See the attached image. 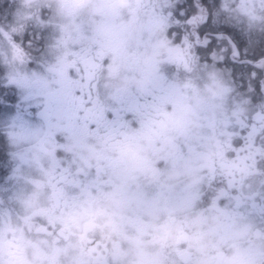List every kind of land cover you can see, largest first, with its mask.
Returning <instances> with one entry per match:
<instances>
[{"label": "flooded vegetation", "instance_id": "af4514ba", "mask_svg": "<svg viewBox=\"0 0 264 264\" xmlns=\"http://www.w3.org/2000/svg\"><path fill=\"white\" fill-rule=\"evenodd\" d=\"M42 2L69 30L92 20L123 32L100 42L108 64L92 104L66 112L37 143L13 136L27 183L17 214H0V264H264V224L233 207L232 189L247 192L248 170L224 167L227 78L183 70L186 53L152 13L167 0H74L70 12L64 0ZM150 89L174 97L153 115L152 131L137 121L124 143L80 134L81 121L102 124L120 96ZM213 166L221 184L206 196ZM97 182L102 193L85 191Z\"/></svg>", "mask_w": 264, "mask_h": 264}, {"label": "snow or ice", "instance_id": "6c2138e0", "mask_svg": "<svg viewBox=\"0 0 264 264\" xmlns=\"http://www.w3.org/2000/svg\"><path fill=\"white\" fill-rule=\"evenodd\" d=\"M73 3L64 0L65 9L70 12ZM152 13L172 46L186 53L185 72L195 65L202 74L226 76L232 111L225 125L224 167L242 164L249 185L243 195L232 189L233 207L264 224V0H167ZM122 32L119 25L100 28L92 20L69 30L42 0H0V214H17L27 183L28 165L15 154L13 136H30L37 143L66 112L92 104V85L108 64L100 42ZM171 70L181 71L176 64ZM172 102L173 96L154 89L122 95L111 104L106 122L81 121L80 134L131 142V125L139 121L141 131H152L153 115ZM196 158L200 162L202 154L196 152ZM66 167L56 165L54 174L64 177ZM216 172L213 166L206 196L221 184ZM85 191L102 193L104 185L97 182Z\"/></svg>", "mask_w": 264, "mask_h": 264}]
</instances>
